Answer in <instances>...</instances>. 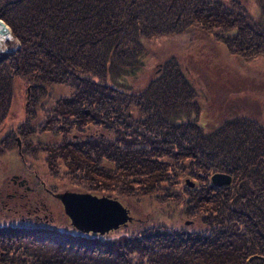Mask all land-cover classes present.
Here are the masks:
<instances>
[{
	"label": "trees",
	"instance_id": "1",
	"mask_svg": "<svg viewBox=\"0 0 264 264\" xmlns=\"http://www.w3.org/2000/svg\"><path fill=\"white\" fill-rule=\"evenodd\" d=\"M0 19L14 42L0 51V155L18 139L20 161L32 169L29 160L42 159L61 183L35 176L40 185L12 191L29 199L17 202L27 222L0 225V264H264V125L226 120L206 130L175 59L141 91L126 84L149 42L185 31L242 58L264 54V19L233 0H0ZM15 83L28 92L25 116L3 132ZM56 88L70 90L55 97ZM216 173L230 185L215 186ZM42 191L169 202L198 228L131 220L83 234L60 206L59 229L32 196Z\"/></svg>",
	"mask_w": 264,
	"mask_h": 264
},
{
	"label": "rangeland",
	"instance_id": "2",
	"mask_svg": "<svg viewBox=\"0 0 264 264\" xmlns=\"http://www.w3.org/2000/svg\"><path fill=\"white\" fill-rule=\"evenodd\" d=\"M233 1L243 5L253 20L264 19V0ZM6 42L14 46L10 37ZM5 44L3 43L0 49L5 48ZM144 53V57H138L140 66L135 76L126 79V84L133 87L131 91H141L149 78L160 71L164 63L175 59L184 70V80L186 79L189 87L195 90V99L200 105V120L206 130L215 128L226 120L254 121L264 125V54L249 59L242 58L238 53H231L226 45L214 40L211 35L199 30L185 31L178 37L155 39L149 42ZM69 90L56 88L53 93L56 97L57 94L64 95ZM27 99L25 88L20 83H15L11 111L7 113L1 127L3 132L12 130L11 127L24 118ZM42 137L53 139L50 133ZM14 149H8L0 155V213L3 214H0V225L21 226V223L25 224L27 220L21 218L23 210L17 202L22 203L29 199L27 195H24L23 199L14 198L13 190L22 192L23 188H26L20 182L24 180L26 185L38 186L40 181L35 176L38 179L42 176L47 185L54 182L57 187L61 186V183L47 178L42 159L29 160L30 164L34 163L32 169H29L27 164L20 161L18 149ZM15 176L17 178H14ZM192 183L194 184L193 181ZM40 193L32 196L35 200L41 199L42 202L38 203L47 205L48 210H43L46 215L44 221H53L44 224L61 229V203L51 194L48 195L44 191ZM10 195L13 197L8 200ZM120 202L130 211L132 223L146 221L145 226L173 225L183 228L190 225L191 228H198L193 221L180 220L179 210L171 212L173 205L169 202L163 203L167 204L164 208L155 200H144L138 204L131 201ZM44 214L41 213V216Z\"/></svg>",
	"mask_w": 264,
	"mask_h": 264
},
{
	"label": "water",
	"instance_id": "3",
	"mask_svg": "<svg viewBox=\"0 0 264 264\" xmlns=\"http://www.w3.org/2000/svg\"><path fill=\"white\" fill-rule=\"evenodd\" d=\"M1 34L10 36V29L0 20ZM211 181L215 186L222 187L231 183V177L216 173L211 177ZM54 197L62 203L72 227L84 234L104 235L122 225L125 226L126 222L131 220L122 204L109 196L63 192L55 194Z\"/></svg>",
	"mask_w": 264,
	"mask_h": 264
},
{
	"label": "bare ground",
	"instance_id": "4",
	"mask_svg": "<svg viewBox=\"0 0 264 264\" xmlns=\"http://www.w3.org/2000/svg\"><path fill=\"white\" fill-rule=\"evenodd\" d=\"M7 38H8L7 34H1L0 35V46L3 45V43L6 42Z\"/></svg>",
	"mask_w": 264,
	"mask_h": 264
}]
</instances>
